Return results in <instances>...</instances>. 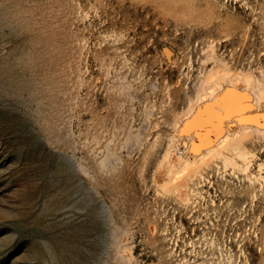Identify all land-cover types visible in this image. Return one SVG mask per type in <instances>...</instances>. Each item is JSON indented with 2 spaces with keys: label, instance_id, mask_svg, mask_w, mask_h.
<instances>
[{
  "label": "rangeland",
  "instance_id": "rangeland-1",
  "mask_svg": "<svg viewBox=\"0 0 264 264\" xmlns=\"http://www.w3.org/2000/svg\"><path fill=\"white\" fill-rule=\"evenodd\" d=\"M263 85L264 0H0V264H264Z\"/></svg>",
  "mask_w": 264,
  "mask_h": 264
},
{
  "label": "bare ground",
  "instance_id": "bare-ground-1",
  "mask_svg": "<svg viewBox=\"0 0 264 264\" xmlns=\"http://www.w3.org/2000/svg\"><path fill=\"white\" fill-rule=\"evenodd\" d=\"M257 86H259V85H257ZM256 98H257V100H256L257 102L259 101L260 104H264V91H260L258 94H256ZM247 101L248 100H246L244 98L243 93H238L236 90H234V88L227 89L223 94L214 96L212 102H210L209 104H205L204 106L199 107L197 109V111L192 115L190 120H187L183 124L182 131H184V132L186 131L188 133V131L192 132L191 129H193V130H195L194 132H196L198 134V136L201 138L202 135H205L204 134L205 131L202 134V130L199 129L200 127L203 128V126H204L207 128L209 126V127L217 128L219 126L217 124V122H219V119H218L219 116L215 112L216 106H218L226 114V116L238 114L237 117H239V115L241 114V111L246 108V107H242L241 105H247L248 104ZM219 108H217V109H219ZM219 115H220V113H219ZM248 116L249 115L243 117V119L248 118ZM241 119H242V117L240 118V120ZM221 126L222 125H220V128H221ZM211 129H210V131H211ZM198 131H201L202 135ZM216 131H217V129H216ZM196 133H194V134H196ZM206 138H208V137L206 136ZM193 148H194V146H193Z\"/></svg>",
  "mask_w": 264,
  "mask_h": 264
},
{
  "label": "snow or ice",
  "instance_id": "snow-or-ice-1",
  "mask_svg": "<svg viewBox=\"0 0 264 264\" xmlns=\"http://www.w3.org/2000/svg\"><path fill=\"white\" fill-rule=\"evenodd\" d=\"M244 98H245L246 100H248V101L251 100V97L248 96L247 94H244ZM241 106H242V107H246V108H250V107H252V105H251L250 103L247 104V105H241ZM261 115L264 116V113H262Z\"/></svg>",
  "mask_w": 264,
  "mask_h": 264
}]
</instances>
